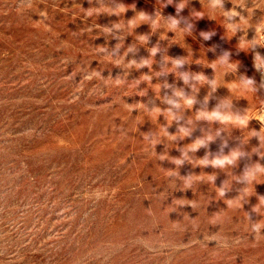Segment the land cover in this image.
<instances>
[{"label": "rangeland", "instance_id": "374dc122", "mask_svg": "<svg viewBox=\"0 0 264 264\" xmlns=\"http://www.w3.org/2000/svg\"><path fill=\"white\" fill-rule=\"evenodd\" d=\"M104 2L110 7L123 3L128 9L123 13V7L117 8L123 13L117 16L109 15L112 9L97 0H0V264H264V234L252 233L248 220V213L253 222L264 219L252 212L257 197L264 196V179L247 187L243 208L239 200H229L244 187L232 182L236 179L232 175H241L245 165L264 164L252 153L259 140L251 131H259L261 123L251 119L244 129L235 118L225 121L241 128L222 134L228 139L225 154L240 147L242 139L248 142L243 150L251 154L228 174L196 166L201 163L197 159L219 151L220 139L176 170L170 160L158 156L167 152L179 157V148L201 136L208 123L198 122L191 137L170 143L164 117L157 119L155 111L136 104L165 108L156 97L165 78L154 77L137 88L149 69L127 70L123 62L115 66L122 57L114 59L100 50L110 51L120 42L116 47H122L123 54L135 44L137 51L129 53L126 62L149 58L148 49L157 43L172 58L188 55L191 64L183 70L210 79L215 75L221 85L210 98L209 110L219 98L232 95L234 109L247 110V122L264 106V89L254 95L235 81L241 74L258 85L262 79L253 66V52L238 49L243 33L233 37L225 33L220 14L209 11L207 0H190L180 13L187 18L192 10L200 11L193 13L197 18L204 15L192 21L194 34L186 37L179 30L168 32L160 16L176 15L175 3L164 7L171 0ZM256 6L259 9L253 16L250 11L242 25L245 29L264 18V0ZM91 7L101 14L88 17L85 10ZM225 8H232L231 0H226ZM237 10L247 17L246 11ZM140 11L149 15L157 11L151 27L139 15L128 21ZM114 23L123 30L121 41L105 35L104 27ZM201 31L216 35L203 41ZM139 35L149 36L146 45L141 44L147 37ZM254 37L250 27L247 39ZM257 43L264 44L259 29ZM221 50L230 51L232 61L239 62L236 74L224 76L225 69L212 63ZM257 51L264 54V48ZM163 54L155 57L152 71L159 70ZM166 79L184 87L174 74ZM209 91L202 86L197 99L203 100ZM126 103L137 110L131 111ZM198 107L185 115L191 116ZM176 130L175 123L168 128L170 134ZM149 132L167 142L150 144L144 138ZM207 174L216 175L215 185L207 183ZM188 175L191 189L184 190L188 182L182 176ZM225 180V189L232 184L222 197L216 187Z\"/></svg>", "mask_w": 264, "mask_h": 264}, {"label": "clouds", "instance_id": "9594fccd", "mask_svg": "<svg viewBox=\"0 0 264 264\" xmlns=\"http://www.w3.org/2000/svg\"><path fill=\"white\" fill-rule=\"evenodd\" d=\"M189 2L190 0H188V3H185L184 0H178V2H175V0H171L170 3H165L164 7L175 3V9H176L175 16L169 15L167 17H164L161 15L160 12V16L168 24V32L175 33L176 30H179L182 33H184V37L193 36L195 25L192 21L195 19H201L204 17V15L200 14L197 18V16H195L193 13L194 12L200 13V11L192 10L191 18L181 16L180 13L188 6ZM249 2L250 0H231L232 8L226 9L225 8L226 0H207L209 11L212 13L220 14L223 20L222 26L225 29V33L231 32L232 33L231 37L235 36L237 33H243V35L239 37V43H238V45H242V46L238 47V49L240 51L253 52L254 54L253 66L255 70L261 74L262 77L259 85L257 84V81L254 78L249 77L245 74L239 75L235 81L242 86L244 91L250 92L255 95L258 91L264 89V54H261L260 51H257L258 47L264 48V44L257 43V29H259L260 32L264 33V18H262L257 23H255L254 26L250 25L247 29H245L242 26L244 22L248 19L250 11L253 16L254 9H259L256 6L259 0H251L252 7H248ZM97 3L100 6L101 5L106 6L104 0H97ZM106 7H110V6H106ZM120 7H123L124 9L123 13H125L128 9V7L123 3H116L115 6L110 7L112 10L108 14L117 15V16L122 15L123 13L116 11V9ZM134 8L135 7H133V9ZM237 9L246 11L248 13L247 17H245V15L242 14V11H238ZM156 13L157 11L155 12L154 15H149L144 11H140L137 12L136 15L128 21L134 20L137 17V15H139L145 18L147 21L142 23L149 24L151 27V22L156 20ZM85 14L88 17H91L93 15H99L101 13L94 11V7H91L85 10ZM250 27L255 29V37L253 39H247V30ZM104 29L106 36H112L118 41H121L123 30L119 27L118 23H114L110 27L106 26L104 27ZM215 35L216 33L214 31H201L199 33V36L202 38L203 41H209ZM139 36L147 37L145 43L141 44V45H146L149 40V36L148 35H139ZM124 39L125 36H123V42ZM116 45L110 51L107 47H100V46L98 47H100V50L106 53L111 58L115 59L118 57H122V61H118L115 66L120 67V63L123 62L128 65L127 70L133 68L139 70L145 67L149 69L150 74L141 75V76H145L147 78L146 80L140 81V78L136 79L140 81L137 84V88L142 82L146 84L148 82L152 83L154 77L165 78L162 83H159L160 85L159 96L156 95V97L160 100V102L166 105L165 108L155 106V104H153L152 107H149L145 103H136V104L142 105L149 113L155 111L157 113V119L161 115L164 117V119L167 121V124L162 126L164 127L165 131L168 133V136L172 138L170 143L173 144L176 141L183 140L187 137H191L197 127L198 122L204 121L207 122L209 125L207 129H203V128L201 129L202 135L194 139L192 143L187 144L182 148H179V152H180L179 157H170L168 156L167 152H165L164 154L158 156L159 160L161 161L170 160V162L176 166V170H177L186 162L190 163L192 156L199 149L208 148L210 143L215 142L217 139H220L221 144L219 151L215 154L209 152L201 159L196 158L197 160L201 161V163L196 166H200V167L211 166L214 169L223 170L228 174L229 170L235 167L238 161H240L242 158H248L251 155L250 153L243 150L242 146L248 143V142L245 143L243 139L241 141L240 147H234L227 154H225L224 149L228 147V139H226L222 134L230 133L229 129L231 130L232 128L241 129L239 126L225 122L230 117L241 121V123L244 124V129H247L248 123L251 119H256L261 123L262 127L259 131H255V130L251 131L254 133V135H252L251 137H256L259 140V146L253 148L252 153L257 154L261 159H264V136L261 135V132L264 131V106H261L259 108L257 117L250 118L247 120V122H245L247 110H245L243 113L239 110H235L232 95L224 98H219L215 106L211 108V110H209L210 98L212 97V94L216 92L217 88L221 85L217 84L215 75L214 78L210 79L208 76L204 75L203 73L183 70L185 65L191 64V62H189L188 60V55L172 58L166 54L167 50L166 49L162 50L159 43H157L155 46L148 49V52L150 54L149 58H142L139 61H137L136 59H131L126 62V57L129 55V53H135L137 51V46L133 44L127 47V49L123 52V54H121L120 50L122 47H116ZM187 47L188 46L185 45V48ZM189 50L191 51L190 48H188V51ZM210 50L215 51V48ZM162 52L164 54L161 56V59L158 62L159 70L152 71L153 64L157 63L155 57L157 56L158 53H162ZM231 57H232V53L230 51L221 50V53L219 54L217 59L212 62V63H216L218 68L225 69L224 76L228 73L236 74L240 67L239 62L232 61ZM149 60L152 61L151 64H149L148 62ZM169 69H171V71H169ZM211 69L214 71V73L216 72V69L214 68ZM170 73L174 74L178 80L182 81L184 87H177L174 84L168 83L166 77ZM126 75L127 72L125 73V76ZM202 78L204 80V83H201ZM116 82L121 83L120 77L116 78ZM204 85H207L210 91L208 95H206L203 98V100H198L197 95L200 91V88ZM162 90H164L163 95H161ZM146 95L147 92H145L143 96ZM126 104L129 105L131 111L137 110L135 107H132V104L129 103ZM197 104L199 105V107L197 108L196 111L193 112L196 114V118H193V113L191 116H186L185 115L186 111L193 109V107ZM169 117L172 120V123L170 125L168 124ZM173 123L177 125V130L175 134H170L168 128ZM214 124H218L219 127H212V125ZM178 133L182 135H178ZM144 138L148 140L150 144L154 143L155 146L167 142L166 137H160L159 140L157 141L156 135L151 134V132L145 133ZM188 145H195V147L189 148ZM168 170L170 172L176 171L173 169H168ZM207 175L209 176V181L207 183L210 185H215V181L217 179L216 175L215 174H211V175L207 174ZM190 176L191 175L182 176L184 177L185 182H188V187L184 190L191 189V183L189 182ZM232 176L236 177V179L232 180V182L236 181L237 183L243 184L244 187L239 190V195L236 198L229 200H239L240 206L243 208V204L247 202V198L249 197L246 195L245 192L247 187L249 185H252L254 187V184H258V181L264 179V164L255 162L249 165H245L241 175H232ZM227 180L223 182L221 187H216L220 189L219 194L222 197H224L225 194L231 188L232 182L229 185V187L225 189L224 185ZM257 199L259 202L257 205L253 207L252 212L256 213L261 217H264L261 215V211L264 210V205L260 204V201H264V196H258ZM176 200H180V199H176ZM178 206H184V205H178ZM190 206L192 207V205ZM248 220H249V228L252 233L264 234V223L261 222L264 219H260L256 222H253L250 214L248 213Z\"/></svg>", "mask_w": 264, "mask_h": 264}]
</instances>
